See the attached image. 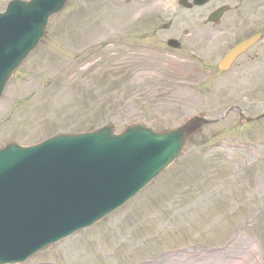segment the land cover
<instances>
[{
    "label": "rangeland",
    "instance_id": "obj_1",
    "mask_svg": "<svg viewBox=\"0 0 264 264\" xmlns=\"http://www.w3.org/2000/svg\"><path fill=\"white\" fill-rule=\"evenodd\" d=\"M216 4L67 0L5 86L0 147L106 124L163 130L231 105L260 114L264 41L218 71L223 50L197 36ZM19 264H264V119L245 124L231 111L203 126L123 206Z\"/></svg>",
    "mask_w": 264,
    "mask_h": 264
},
{
    "label": "water",
    "instance_id": "obj_2",
    "mask_svg": "<svg viewBox=\"0 0 264 264\" xmlns=\"http://www.w3.org/2000/svg\"><path fill=\"white\" fill-rule=\"evenodd\" d=\"M66 1L11 0L0 13V95L44 34L48 17ZM181 3L189 6L186 0ZM253 41L233 47L219 67L226 69ZM240 117L247 122L263 118L264 112L255 118L241 113ZM209 122L193 116L177 128L159 132L136 124L119 135L104 126L94 132L54 136L31 147L9 144L1 149L0 264L24 261L122 205L180 154L191 134Z\"/></svg>",
    "mask_w": 264,
    "mask_h": 264
},
{
    "label": "flooded vegetation",
    "instance_id": "obj_3",
    "mask_svg": "<svg viewBox=\"0 0 264 264\" xmlns=\"http://www.w3.org/2000/svg\"><path fill=\"white\" fill-rule=\"evenodd\" d=\"M262 0H214V9L226 6L227 10L217 21L207 18L200 23L197 36L204 46L225 52L238 41L255 32L264 36V4ZM216 63H214L215 65Z\"/></svg>",
    "mask_w": 264,
    "mask_h": 264
}]
</instances>
